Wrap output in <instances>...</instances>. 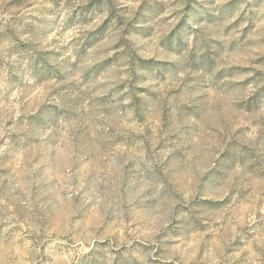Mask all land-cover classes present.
Returning <instances> with one entry per match:
<instances>
[{
  "label": "rangeland",
  "instance_id": "rangeland-1",
  "mask_svg": "<svg viewBox=\"0 0 264 264\" xmlns=\"http://www.w3.org/2000/svg\"><path fill=\"white\" fill-rule=\"evenodd\" d=\"M0 264H264V0H0Z\"/></svg>",
  "mask_w": 264,
  "mask_h": 264
}]
</instances>
